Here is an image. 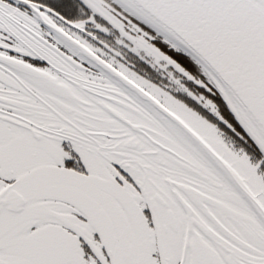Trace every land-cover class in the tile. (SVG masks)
Wrapping results in <instances>:
<instances>
[{"label":"snow or ice","instance_id":"6c2138e0","mask_svg":"<svg viewBox=\"0 0 264 264\" xmlns=\"http://www.w3.org/2000/svg\"><path fill=\"white\" fill-rule=\"evenodd\" d=\"M0 264H264V0H0Z\"/></svg>","mask_w":264,"mask_h":264}]
</instances>
